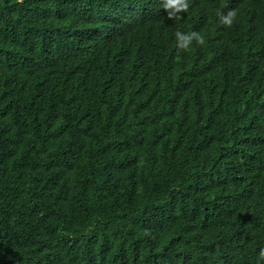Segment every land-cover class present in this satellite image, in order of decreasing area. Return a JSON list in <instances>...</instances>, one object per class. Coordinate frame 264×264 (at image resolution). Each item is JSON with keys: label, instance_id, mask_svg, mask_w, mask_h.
Returning <instances> with one entry per match:
<instances>
[{"label": "trees", "instance_id": "16d2710c", "mask_svg": "<svg viewBox=\"0 0 264 264\" xmlns=\"http://www.w3.org/2000/svg\"><path fill=\"white\" fill-rule=\"evenodd\" d=\"M258 174L264 0H0V264H264Z\"/></svg>", "mask_w": 264, "mask_h": 264}, {"label": "clouds", "instance_id": "9594fccd", "mask_svg": "<svg viewBox=\"0 0 264 264\" xmlns=\"http://www.w3.org/2000/svg\"><path fill=\"white\" fill-rule=\"evenodd\" d=\"M162 9L165 10L168 19H176L182 13H187L190 8V0H161ZM237 17V12L234 9H230L227 13H223L220 15V23L223 24L225 27H231L235 22ZM176 38V47H177V54L181 52H188L193 46V42L198 45H204L205 38L200 32L191 31V32H183V31H176L175 33ZM237 179L242 181V176L238 175ZM236 186L244 187L249 184H257L264 186V176L258 175H251L247 178L244 184H237L233 182ZM93 201V197L90 199H85L86 204H89ZM177 207L171 206L170 211L172 214H175L177 211ZM242 216L246 218L254 217L257 215H261L260 221L264 224V196L256 203L244 205L237 210ZM107 227L110 229H115L111 218L107 219ZM194 239L197 240L198 245L200 247H206L209 244H216V245H224L221 241H215L213 234L210 233L209 228L201 229L194 235ZM88 255V261L90 264H103L95 254L97 251H89L86 252ZM259 260H264V247H262L259 251Z\"/></svg>", "mask_w": 264, "mask_h": 264}]
</instances>
